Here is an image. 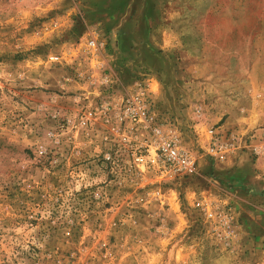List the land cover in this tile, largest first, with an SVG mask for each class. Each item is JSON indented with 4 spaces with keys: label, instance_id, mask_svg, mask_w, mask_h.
<instances>
[{
    "label": "rangeland",
    "instance_id": "1",
    "mask_svg": "<svg viewBox=\"0 0 264 264\" xmlns=\"http://www.w3.org/2000/svg\"><path fill=\"white\" fill-rule=\"evenodd\" d=\"M137 83L197 153L212 126L250 138L264 128V0H0V264H264V187L241 147L167 182L94 123ZM203 197L233 210L229 244Z\"/></svg>",
    "mask_w": 264,
    "mask_h": 264
},
{
    "label": "built area",
    "instance_id": "2",
    "mask_svg": "<svg viewBox=\"0 0 264 264\" xmlns=\"http://www.w3.org/2000/svg\"><path fill=\"white\" fill-rule=\"evenodd\" d=\"M87 46L91 50L99 48L94 38ZM50 61L58 63L60 58L52 56ZM115 83L116 79L112 75H103L100 82L102 86L110 88ZM151 94L147 83H137L131 89H126L121 97L112 91L93 110L94 123L104 127L111 138L113 135V138L119 139V151L125 149L135 165L144 170H153L161 181L170 182L197 176L199 158L223 160L236 150L240 142L239 135L231 133L229 138H223L214 126L206 130V141L200 140V151L197 153L192 150L185 145L182 132L176 124L159 118L155 113ZM86 119L89 120L88 117ZM251 138H262V144L252 148V155L264 160V128L254 132ZM114 147H117L116 144ZM115 156L109 151L103 159L111 163ZM194 207L211 224L217 239L229 244L237 238V220L229 204L203 197L195 201Z\"/></svg>",
    "mask_w": 264,
    "mask_h": 264
},
{
    "label": "crops",
    "instance_id": "3",
    "mask_svg": "<svg viewBox=\"0 0 264 264\" xmlns=\"http://www.w3.org/2000/svg\"><path fill=\"white\" fill-rule=\"evenodd\" d=\"M240 140H242L241 141V143H239L238 144V148L237 149H239L240 147H241V149H239L238 150V152H236V154L235 155H238L239 156V158H242V159H244L245 160V158H253L254 160H255V165L256 166H262V159H256V157H254L253 155H252V148L253 147H255V146H257V145H261L262 144V138H251V139H249V138H241ZM237 159V158H236ZM237 161V160H236ZM239 162V161H238ZM209 163V162H208ZM211 163H212V161H211ZM255 165H253L254 166V169H253V171H254V173H253V175H254V178H255V176H256V178H260V181L258 182V184L261 186V187H264L263 185H264V171L263 170H260L259 168H258V170L257 169H255ZM213 167V166H212ZM211 167V168H212ZM238 167V166H237ZM237 167H233V168H231V170H230V172L231 171H233L232 169H234V170H236V168ZM212 169H214V167L212 168ZM239 171V170H238ZM237 174H241V172H236ZM226 175H228V177H230V175H232V174H229V171H227L226 172ZM259 175V176H258ZM262 221H263V223H264V219H262Z\"/></svg>",
    "mask_w": 264,
    "mask_h": 264
}]
</instances>
